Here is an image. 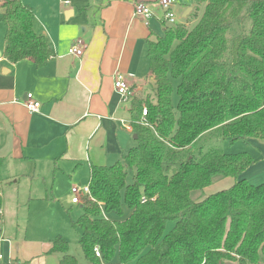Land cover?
<instances>
[{
    "label": "trees",
    "instance_id": "obj_1",
    "mask_svg": "<svg viewBox=\"0 0 264 264\" xmlns=\"http://www.w3.org/2000/svg\"><path fill=\"white\" fill-rule=\"evenodd\" d=\"M194 2L188 24H166L147 40L153 98L130 105L137 144L113 165L91 168L90 196L70 220L84 261L56 235L47 252L59 253L60 264H264V181L244 177L254 158L204 142L191 150L209 133L264 140V0ZM1 7L5 58L41 67L51 49L34 31L31 8L22 0ZM228 177L230 187L193 197Z\"/></svg>",
    "mask_w": 264,
    "mask_h": 264
},
{
    "label": "crops",
    "instance_id": "obj_2",
    "mask_svg": "<svg viewBox=\"0 0 264 264\" xmlns=\"http://www.w3.org/2000/svg\"><path fill=\"white\" fill-rule=\"evenodd\" d=\"M4 1L0 0V17ZM156 1L22 0L33 12L34 31L51 49L41 67L28 58L16 63L5 58L6 29L0 21V264H60L59 253L47 251L61 234L46 239L48 235L26 232L27 201L54 197V185L61 179L86 176L88 185L93 166L113 165L136 146L129 112L133 100L122 101L113 81L116 71L133 73V81L142 88L136 99L151 93L154 79L146 42L162 36L169 25ZM135 2L151 4L153 15L148 20L134 16ZM194 8V0H173L171 6L177 22L186 24ZM78 39L85 43L80 57L68 53ZM27 93L40 102L38 112L24 106ZM243 143L257 150L255 154L247 147L256 163L245 174L264 171V140ZM233 182L230 177L217 180L204 191L213 193ZM73 185L82 183L72 184L70 194ZM5 191L18 200L13 230L5 218L11 211L3 204ZM45 229L39 225L33 233ZM51 229V234L57 232Z\"/></svg>",
    "mask_w": 264,
    "mask_h": 264
},
{
    "label": "rangeland",
    "instance_id": "obj_3",
    "mask_svg": "<svg viewBox=\"0 0 264 264\" xmlns=\"http://www.w3.org/2000/svg\"><path fill=\"white\" fill-rule=\"evenodd\" d=\"M148 94L151 98H153L152 89H151V93ZM177 101H178V95L176 91V84H174V90L172 93V104L174 107H176ZM210 135H212V133L205 134L203 138H201V140L195 143L196 145L192 146L191 150L195 152L199 144L204 142L202 146L204 147L205 150L211 147H217L225 153H236L239 151H247L246 149L248 147L249 151L252 150V152L257 154V150L254 149L250 145V143L244 145L242 140H236L234 142H230L225 139L209 140ZM254 163H256L255 158H254ZM245 176L248 178L249 181H251L254 184H259L264 181V171H260L258 173H254L251 175L247 173V175L245 174ZM78 182H81L82 185H87L88 178H86V176H76L72 180L61 179L59 182H57L54 185V191H55L54 197L51 194H49V196H44V198L42 199L39 198L40 196L32 197L29 201H27L28 206L25 205L23 212H27V215L29 217L28 218L29 224L26 229V232L29 234V236L41 235V237H43L44 235H48L46 239H49L51 237H54L56 234H61L69 242L70 253L73 254L78 259V261L83 262L84 261L83 255L78 245V237L80 231L77 228H73L70 226L69 217L66 212L68 211L69 216L72 220H76L82 212V209L80 208L79 204L72 205L71 203L72 194H70L69 192L71 185L77 184ZM126 182L128 184L132 182V171L130 169L127 170ZM202 192L203 194L210 193V192H205L204 190L201 192L195 191L193 193V197L195 198L196 194ZM18 199L20 200V198ZM3 200H4L3 204L7 203L8 209L11 210V211L7 210V213L5 214V218L7 219V227L10 230H13L14 229L13 221L16 215L14 211L17 208L16 203L18 200H16L13 194L9 191L5 193ZM19 203L21 205V202ZM19 207L20 209L22 208L21 206ZM39 225L46 226V229L39 233L37 232L38 234L33 233L34 227H37ZM50 227L53 228L54 230L57 229V232L55 234H51L53 230ZM168 227L169 228L171 227L170 224L168 225Z\"/></svg>",
    "mask_w": 264,
    "mask_h": 264
},
{
    "label": "built area",
    "instance_id": "obj_4",
    "mask_svg": "<svg viewBox=\"0 0 264 264\" xmlns=\"http://www.w3.org/2000/svg\"><path fill=\"white\" fill-rule=\"evenodd\" d=\"M173 0H157L155 5L158 6L164 13V18L166 19L169 25L178 24L177 19L171 10ZM151 4L145 2H135L133 4V14L138 18L143 20H148L152 15ZM85 49V43L82 39L76 40L69 47L68 53L72 56L80 57L82 56ZM1 59V58H0ZM133 73H122L116 71L114 74V89L118 93L120 99L124 102L131 101L136 99L138 92L142 89L141 86L136 84L134 81ZM24 106L30 112H38L40 108V102L36 100L32 93H27L26 98L23 101ZM146 115V108L142 110V118ZM73 197L71 202L74 204H82L84 198L90 196V189L88 185H73L71 188ZM104 203L99 202V205L102 206ZM95 255L100 257V252L97 247L94 248Z\"/></svg>",
    "mask_w": 264,
    "mask_h": 264
},
{
    "label": "water",
    "instance_id": "obj_5",
    "mask_svg": "<svg viewBox=\"0 0 264 264\" xmlns=\"http://www.w3.org/2000/svg\"><path fill=\"white\" fill-rule=\"evenodd\" d=\"M133 138H136V134L133 135ZM227 264H231V263H227Z\"/></svg>",
    "mask_w": 264,
    "mask_h": 264
}]
</instances>
